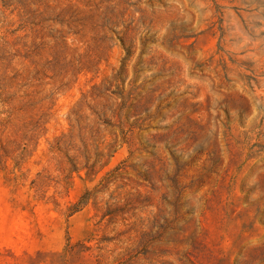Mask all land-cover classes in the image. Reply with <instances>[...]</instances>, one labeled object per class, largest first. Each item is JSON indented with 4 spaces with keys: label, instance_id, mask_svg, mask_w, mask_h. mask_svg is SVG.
I'll use <instances>...</instances> for the list:
<instances>
[{
    "label": "rangeland",
    "instance_id": "1",
    "mask_svg": "<svg viewBox=\"0 0 264 264\" xmlns=\"http://www.w3.org/2000/svg\"><path fill=\"white\" fill-rule=\"evenodd\" d=\"M0 264H264V0H0Z\"/></svg>",
    "mask_w": 264,
    "mask_h": 264
},
{
    "label": "trees",
    "instance_id": "2",
    "mask_svg": "<svg viewBox=\"0 0 264 264\" xmlns=\"http://www.w3.org/2000/svg\"><path fill=\"white\" fill-rule=\"evenodd\" d=\"M77 210V209H76ZM78 211V210H77Z\"/></svg>",
    "mask_w": 264,
    "mask_h": 264
}]
</instances>
